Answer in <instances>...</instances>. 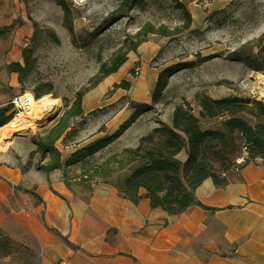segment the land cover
Here are the masks:
<instances>
[{
    "label": "rangeland",
    "instance_id": "1",
    "mask_svg": "<svg viewBox=\"0 0 264 264\" xmlns=\"http://www.w3.org/2000/svg\"><path fill=\"white\" fill-rule=\"evenodd\" d=\"M120 1L63 0L70 9L71 34L63 25V10L57 0H0V108L33 89H50L47 93L60 101V108L45 126L26 136L16 135L6 148H0V162L16 165L28 158L32 138L54 123L76 91L87 85L100 65L108 63L146 23L155 28H177V32L171 36L148 33L115 72L83 95L84 113L74 121L77 140L86 144L116 129L133 113L132 101L150 107L90 161H102L136 145L138 138L153 127L170 123L176 106H188L198 115L197 96L236 95L264 103V0H143V7H134L128 15L118 17L114 10ZM25 45L33 50L32 60L19 82L17 74L7 70V64L23 63L21 49ZM175 64L183 65L168 76L161 98L152 102L158 72ZM124 81L130 83L129 88H123ZM11 106L8 113L13 116L18 109ZM236 116L251 124H264V118L245 112ZM220 121L202 120L201 127H219ZM100 126L103 131L98 132ZM55 146L63 153L74 147L62 145L60 140ZM39 161L35 155L32 166ZM79 171L69 168L67 178ZM94 183L88 182V187ZM2 213L0 253L8 255L3 264H41L38 252L12 238L17 226L10 210Z\"/></svg>",
    "mask_w": 264,
    "mask_h": 264
},
{
    "label": "crops",
    "instance_id": "2",
    "mask_svg": "<svg viewBox=\"0 0 264 264\" xmlns=\"http://www.w3.org/2000/svg\"><path fill=\"white\" fill-rule=\"evenodd\" d=\"M27 159L0 162V215L10 210L12 238L41 264H264V163L245 165L222 187L204 179L194 195L212 209L169 215L109 183L68 186L61 169L23 170ZM7 260L0 253V264Z\"/></svg>",
    "mask_w": 264,
    "mask_h": 264
},
{
    "label": "trees",
    "instance_id": "3",
    "mask_svg": "<svg viewBox=\"0 0 264 264\" xmlns=\"http://www.w3.org/2000/svg\"><path fill=\"white\" fill-rule=\"evenodd\" d=\"M57 2L63 10V25L72 34L70 9L63 0ZM143 5V0H121L114 12L118 17H123L132 8H141ZM176 32L177 28H155L150 23L140 27L133 37L113 53L108 63L100 65L89 83L77 90L69 103H65L54 123L32 138L34 148L29 151L23 170L30 168L32 158L38 155L40 161L35 168L44 172L61 169L63 180L68 186L71 180L85 186L92 181L109 183L122 197L133 202L145 197L151 208H160L169 215H178L192 205H198L206 211L212 209L198 201L194 195L196 187L204 179L210 178L216 186L222 187L245 165L264 163V124H251L236 116L245 112L255 118H264V103L236 95L218 98L197 96L195 100L199 106L198 115L191 112L188 106H176L170 123H160L153 127L138 138L136 145L125 147L120 153L112 154L102 161H90L95 153L118 139L137 115L150 106L144 102L132 101L130 106L134 110L129 118L116 129L82 144L77 140L74 121L84 113L83 95L107 75L115 72L125 61L126 54L136 50L148 33L171 36ZM32 52L31 46L25 45L21 49L23 63L11 61L7 64V70L15 72L19 82L23 81L30 68ZM182 65H171L158 72L151 92L152 102L156 103L161 98L168 76ZM121 85L127 89L130 83L124 81ZM32 92L34 97H39L50 92V89H33ZM11 108V103L0 108V125L12 117L8 113ZM219 118V127H201L202 120ZM101 131L103 126L98 129V132ZM58 140L65 146L73 144V149L68 153L61 152L55 146ZM240 157L243 160L238 163L237 159ZM71 167L80 171L69 179L66 174ZM141 189L144 190L143 194H140Z\"/></svg>",
    "mask_w": 264,
    "mask_h": 264
},
{
    "label": "bare ground",
    "instance_id": "4",
    "mask_svg": "<svg viewBox=\"0 0 264 264\" xmlns=\"http://www.w3.org/2000/svg\"><path fill=\"white\" fill-rule=\"evenodd\" d=\"M24 98H27V101ZM59 108V99L50 93L34 97L32 91L26 90L25 95L17 100V112L8 121L0 125V148H6L16 135L26 136L38 127L45 126L47 120Z\"/></svg>",
    "mask_w": 264,
    "mask_h": 264
},
{
    "label": "built area",
    "instance_id": "5",
    "mask_svg": "<svg viewBox=\"0 0 264 264\" xmlns=\"http://www.w3.org/2000/svg\"><path fill=\"white\" fill-rule=\"evenodd\" d=\"M32 94H33V92H32ZM23 95H25V92H23V93H22L20 96H18V97H14V98L10 101V103H11L13 106H15V107L17 108V100H19ZM24 99H25V101H27V100H26L27 98H24ZM242 160H243V158L240 157V158L237 159V162H238V163H239V162H242ZM52 264H68V260L65 259V258H60L57 262L52 263Z\"/></svg>",
    "mask_w": 264,
    "mask_h": 264
},
{
    "label": "water",
    "instance_id": "6",
    "mask_svg": "<svg viewBox=\"0 0 264 264\" xmlns=\"http://www.w3.org/2000/svg\"><path fill=\"white\" fill-rule=\"evenodd\" d=\"M53 116H54V115H52V116L47 120V123L49 122V120H50ZM47 123H46V124H47Z\"/></svg>",
    "mask_w": 264,
    "mask_h": 264
}]
</instances>
